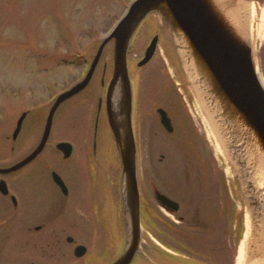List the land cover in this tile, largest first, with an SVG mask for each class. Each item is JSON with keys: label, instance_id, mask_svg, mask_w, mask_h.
Here are the masks:
<instances>
[{"label": "rangeland", "instance_id": "1", "mask_svg": "<svg viewBox=\"0 0 264 264\" xmlns=\"http://www.w3.org/2000/svg\"><path fill=\"white\" fill-rule=\"evenodd\" d=\"M219 1L227 10L234 4L239 8L237 13L229 14L239 17V26L252 47L257 73L264 86V56L262 68L259 58V52L264 49V0ZM125 2L127 4V0H0V138L10 131L12 122L23 108L46 102L52 93L68 89L81 76L84 58L91 57L106 36L110 24L122 14ZM153 35L158 37L153 60L138 74L136 63ZM111 47L112 41L105 47L104 59H108ZM129 48L133 62V67L129 65V75L133 86L142 95L143 113L154 119L153 108L163 104L172 113L175 124L173 138L167 139L160 133L154 141L145 140L141 144L140 174L147 207H158L150 186L153 182L156 188L179 202L177 215L164 211L159 217L163 224L174 225L181 244H189V254L199 250L212 262L238 264L239 247L248 240L245 236L248 223L252 235L249 236L247 252L254 251L251 242L256 239L255 232L264 231V218L257 209L260 202L256 195L258 192L253 191V186L251 188L247 181L249 174L257 169L251 168V161L243 156L236 158V164L222 150L216 151L212 137L208 135L206 118L199 112L200 105L190 78L174 50L172 35L159 14L151 13L143 20ZM101 68L100 62L90 83L65 104L71 108L63 115L57 139L72 140L80 147V140L86 132V120L97 94ZM142 75L145 77L140 82ZM104 126L105 121L101 130L103 142L108 139ZM144 126L148 132L149 121H145ZM153 127L156 129L155 124ZM18 146L14 153H8L5 144L0 143V165L21 156V144ZM79 154L74 157L76 184L73 186L75 193H81L84 199L85 178L82 181L84 186L77 180L82 170ZM160 155L164 156L162 161H159ZM43 157L54 165L59 160L52 149H46ZM38 167L11 177L10 183L18 200L17 210L6 209V204L0 201V211L3 209L0 219H6L0 224V264H70L76 260L71 253L66 254L70 248L64 242L58 245L44 242L48 241L46 236L53 232L60 234L61 228L69 230L63 226L67 223L64 220L71 213L74 219H82L77 216L84 212L82 209L87 210L90 219L91 210L95 218L99 217L96 206L84 199V207L80 204L73 212L67 210L64 220L59 221L58 217L56 223L51 222V227L46 225L41 229L38 234L43 237L42 241L36 240L37 247H34L35 239L29 238L27 229L32 231V226L36 225L33 221L42 219L44 213L47 216L46 207L52 203L48 198L41 202L36 200L40 203L34 205L35 196L40 197L42 189L48 188ZM81 201L79 199L78 202ZM31 211L35 216L30 214ZM177 216L182 220L178 221ZM149 220L147 215L144 223L147 231L151 228ZM86 229L83 224L69 232L76 243L89 247L88 238H84ZM25 234H29L27 238L22 237ZM81 259L77 263H81Z\"/></svg>", "mask_w": 264, "mask_h": 264}, {"label": "water", "instance_id": "2", "mask_svg": "<svg viewBox=\"0 0 264 264\" xmlns=\"http://www.w3.org/2000/svg\"><path fill=\"white\" fill-rule=\"evenodd\" d=\"M227 11L219 0H134L111 34L99 45L86 77L61 93L53 103L44 136L36 149L10 168H0V173L20 169L42 150L56 108L87 86L105 45L112 41V76L107 86L106 108L122 165L121 192L128 243L112 264H129L141 239L127 52L136 29L150 13L159 14L172 35L178 58L224 155L236 164L238 157L243 156L251 161V168H264V87L256 72L252 47L239 26V17ZM157 39V36L152 38L138 66L151 59ZM158 113L165 129L171 132L173 127L166 112L158 109ZM65 144L59 143L57 148L62 149ZM0 190L6 192L3 180ZM155 197L167 210H178L175 201L158 191Z\"/></svg>", "mask_w": 264, "mask_h": 264}, {"label": "flooded vegetation", "instance_id": "3", "mask_svg": "<svg viewBox=\"0 0 264 264\" xmlns=\"http://www.w3.org/2000/svg\"><path fill=\"white\" fill-rule=\"evenodd\" d=\"M101 90L99 93V96H102L100 97V99H102L100 110L98 113L96 112V104L92 131L88 124V120H86V132L84 134V137L80 140L79 148L77 144L72 140L68 141L60 138L57 139V132L59 130L58 127L64 119L63 115L68 113V108H71L70 106L65 105L72 99L69 98L61 103L55 110L52 117L50 131L47 135V139L42 150L31 161L23 165L21 169L10 173L0 174V180L3 179L5 181L7 189L6 193H2L0 191V201L6 204L4 205L5 207H7L6 209L12 208L13 210H17L18 200L15 191L13 190V187L10 183L12 179L11 177L18 172H31V170L36 166H39L38 168L42 170L40 174L44 175V179L48 188L42 189V191L40 192V197L35 196L34 205H39L41 200H46L48 198H50L49 200H52V203H50L46 207V209L48 210L44 209L47 211V216L44 213V217H42V219L33 221L36 225L32 226V231L27 229L28 232H30L29 238L35 239L34 247H37L36 240L42 241L43 238L39 236L38 232L41 229L46 228V225L51 227V222L56 223L58 217L59 221H61V219H63L64 216L67 215V210L73 212L75 207L80 204L84 207V199L88 200V202L90 201L93 207L96 206L97 211L100 213L98 218L94 217V211L90 209V219L87 210L82 209L84 212L77 215L78 217H83L82 219H74V214L72 213L68 216V219H63L65 222H67L66 225L63 226L69 227V230H71L72 232L77 227L82 226L83 224L87 226L86 232H84V238H88L89 247L83 244L86 247L84 256L80 258L75 257L74 249L77 245L82 243H76L73 234H70L68 229L66 231L64 228H61L59 230L60 234L53 232L50 235L46 236L48 241L44 242H50L57 245L61 244V242H64L68 247L66 245L65 246L67 248H70L66 251V254L71 253L72 257L76 259L74 262L72 261L73 263L71 262L70 264H77L78 259L86 257V255L87 259H85L86 261L83 264H111L123 251L126 241V220L123 216V218H121L120 214L117 212H120V203L117 193V180L115 179V171H112L110 173L107 171L108 167H104V165H107L113 168V164L111 163V161L109 162V157L114 154V146L112 144V138L110 136L106 144L101 138V126L103 124V121L106 122L105 99L103 97L104 92L103 89ZM59 93H61V91L58 93H52L46 102H43L40 105H31L25 107L20 111L19 116L12 122V128H10V131L7 132L6 135L1 136L0 143L5 144V150H7L8 153H14L15 149L19 147L18 144H21V156L15 160L13 159L10 163L1 164L0 167L6 168L11 166L17 161H20L21 159L29 156L36 149L38 143L42 139L45 130L46 118L50 107L52 106L56 95H58ZM139 93L140 91L136 92V104L134 103L135 109L133 104V130L137 151L139 154V160H141L140 148L143 141L148 140V142H152L154 141L153 139L156 136L158 138L160 137V133L167 139L173 138L175 131L173 130L172 132H168L160 122L158 109L162 108L167 112L171 122L174 124L172 113L169 109L167 110L163 106V104H157L153 108L152 114L154 115V119L150 115H146L143 113V99L142 95H140ZM21 114H23V117L19 130L17 131V133H14ZM94 121L97 123L96 133L94 129ZM145 121H149L150 123V130H148V132L147 130H145ZM153 124H155L156 129L153 127ZM63 141L68 142L71 145V148L67 155H64L63 152L56 148V145ZM46 149H52L56 153V155H58L59 160L57 165H54L53 163L47 162L43 159V154ZM79 152L81 154L79 155L82 158V170L77 180L82 186H84L82 184V181L85 178L86 191L84 199L81 197V193H75L73 186L74 183L76 184V180L73 176V174L76 173V170L73 166L75 162L74 157L75 155H78ZM163 158L164 156L160 155L159 161H162ZM53 172H56L59 175L60 180H57L58 182L54 181V178L52 177ZM150 186L152 191L157 187L155 186V184H153V182L150 183ZM162 193L166 194V192ZM79 199L82 200L81 203L78 202ZM36 200H39L40 202H37ZM93 207L91 208L93 209ZM2 211L3 209L0 211V216L2 215ZM30 214L35 216L32 211ZM150 216L151 218L149 219L151 221V228L148 232L149 234L142 235V241L144 243L142 244L143 253H137L129 264H202L201 261L203 257L201 255H197L194 253L189 254L188 249L185 245H179L178 242L175 243V241L169 240V238H171L172 236L166 234L169 232H166L164 230L170 228L173 229V224L171 227L169 225H164V228L165 226L167 227L164 229V222L161 217L157 215L154 216L151 212ZM177 217L181 218L179 216ZM46 218H48V220H46ZM5 222L6 219H0V224ZM66 232L69 233L65 234ZM31 233H34L37 236L32 237ZM28 235L29 234H25L22 237L27 238ZM169 241L171 242V244L167 243ZM160 244L165 245L167 248L162 249L160 247ZM172 250L174 255L168 253L172 252Z\"/></svg>", "mask_w": 264, "mask_h": 264}, {"label": "bare ground", "instance_id": "4", "mask_svg": "<svg viewBox=\"0 0 264 264\" xmlns=\"http://www.w3.org/2000/svg\"><path fill=\"white\" fill-rule=\"evenodd\" d=\"M238 9L239 8L237 7V5L234 4V6L229 8L227 13L228 14L229 13H233V14L237 13ZM132 56H136V55L132 54ZM186 75L188 76V74H186ZM113 98H115V96ZM199 112L201 114L204 113L202 106L199 107ZM205 118L206 117H204V119ZM205 121L207 122V124L209 126L208 135H209L210 138L212 137L211 139L213 141V144H214V147H215L216 151L221 152V146H220L216 136L214 135V133L212 131V128H211L207 118L205 119ZM52 174H53V176L55 175L54 172ZM242 177H245V175L242 176ZM247 181H248V185H250L251 188L253 186V191L256 190L255 192H258L256 195H258V197L260 198V202H259V205H258L257 209H258V211H260V216L263 215V218H264V213L262 212L264 210V168L263 167H261V168L258 167L256 172L250 173L248 178H247ZM255 192H253V193L255 194ZM158 207L155 206L151 210V213L154 216L155 215L160 216L161 212H164V211L167 212L169 215H177L178 212L180 211V210L179 211L177 210L178 212L177 211H170V210H167L166 208H164L161 205H158ZM156 208H158V209H156ZM258 211H256V215H257ZM177 219H178V221H180V220H182V217L181 218H177ZM164 225H167V224H163V228H164ZM165 228H167V227L165 226ZM251 230H252V228H251V226L248 223V226H247V229H246V232H245L246 233L245 236H247L246 238H248V240L250 239L249 236L252 235V231ZM164 231L169 232V233H166V234H169L172 237H177L176 235H178V233L175 232L174 228L173 229H171V228L170 229H166ZM258 232H260L259 229H258ZM254 236L256 237V239L254 240V242L253 241L251 242V247L254 248V251H252V252L248 251L247 252V250L250 248V246H248V243H249L248 240H246L244 243H242L240 245L239 250H238V255H237L238 264H264V231L262 230L259 234H257V232H255ZM255 243H257V244H255ZM234 264H237V263H234Z\"/></svg>", "mask_w": 264, "mask_h": 264}, {"label": "trees", "instance_id": "5", "mask_svg": "<svg viewBox=\"0 0 264 264\" xmlns=\"http://www.w3.org/2000/svg\"><path fill=\"white\" fill-rule=\"evenodd\" d=\"M263 56H264V49H262L260 52H259V58H260V60H261V68H262V66H263V63H262V61H263ZM189 245V244H188Z\"/></svg>", "mask_w": 264, "mask_h": 264}]
</instances>
